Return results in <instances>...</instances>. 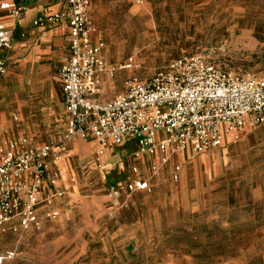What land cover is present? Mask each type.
Segmentation results:
<instances>
[{
    "label": "rangeland",
    "instance_id": "1",
    "mask_svg": "<svg viewBox=\"0 0 264 264\" xmlns=\"http://www.w3.org/2000/svg\"><path fill=\"white\" fill-rule=\"evenodd\" d=\"M115 2L99 24L106 64L115 68L100 100L122 92L128 77L147 80L185 55L201 54L238 76L264 74V0ZM54 85L49 119L38 96L9 106L0 91L7 112L0 146L26 137L67 154L74 138L64 140L66 114ZM232 136L208 152L179 153L177 181L173 162L153 171L156 156L118 148L104 162L68 155L58 215L42 214L39 229L0 231L1 264H264V124ZM127 177L144 179L149 190L128 191Z\"/></svg>",
    "mask_w": 264,
    "mask_h": 264
},
{
    "label": "built area",
    "instance_id": "2",
    "mask_svg": "<svg viewBox=\"0 0 264 264\" xmlns=\"http://www.w3.org/2000/svg\"><path fill=\"white\" fill-rule=\"evenodd\" d=\"M65 2L63 10L39 15L34 24L65 20L68 25V54L57 70L67 113L66 142L94 140L99 155L131 142L133 157H157L153 171L173 162L171 179L177 181L179 153L208 152L229 134L264 124V74L238 76L201 54L178 57L147 80L128 77L124 91L100 100L105 78L115 68L106 64L103 38L89 14L91 0ZM0 9L19 21L25 8L16 0H1ZM15 32V26L0 24V51L13 47ZM5 71L2 56L0 75ZM55 153L52 143L34 144L26 137L0 146V231L39 229L42 214L58 215L54 200H61L64 191ZM124 183L128 191L149 190L141 178L127 177Z\"/></svg>",
    "mask_w": 264,
    "mask_h": 264
},
{
    "label": "crops",
    "instance_id": "3",
    "mask_svg": "<svg viewBox=\"0 0 264 264\" xmlns=\"http://www.w3.org/2000/svg\"><path fill=\"white\" fill-rule=\"evenodd\" d=\"M1 1V0H0ZM24 6L20 20H15L8 12L0 9V24L7 27H16L13 47L10 50L0 51V57L6 58V71L0 75L3 86L0 91L10 97L9 106L18 104L24 107L27 101L20 96L36 95L39 98L40 112L49 119L54 112L51 103L54 101L55 85L58 81L57 70L68 54L69 30L65 20L46 25H35L34 21L39 15H49L65 8V0H16ZM120 6L115 0H91L89 14L99 30L103 16L109 13L110 6ZM101 29L98 31L100 34ZM25 35L22 36L21 34ZM96 35L92 36L95 40ZM60 85V82H59ZM124 91V90H123ZM60 99H57V108L67 113L64 108L62 89L60 85ZM7 123V112L0 111V133ZM43 144V143H42ZM67 154L58 156L57 168L62 170V181L66 182V159L68 155H79L84 159L93 154L95 161H106L117 156L113 151L120 149L121 153H129L134 146L131 142L107 148L103 154H98V146L94 140H81L75 137L68 144ZM60 180V179H59ZM73 180V179H72Z\"/></svg>",
    "mask_w": 264,
    "mask_h": 264
},
{
    "label": "bare ground",
    "instance_id": "4",
    "mask_svg": "<svg viewBox=\"0 0 264 264\" xmlns=\"http://www.w3.org/2000/svg\"><path fill=\"white\" fill-rule=\"evenodd\" d=\"M233 135V133L232 134H229V136L231 137ZM233 137V136H232ZM59 159V158H58ZM57 162H58V160H57Z\"/></svg>",
    "mask_w": 264,
    "mask_h": 264
}]
</instances>
